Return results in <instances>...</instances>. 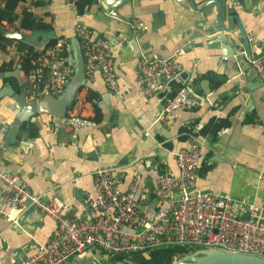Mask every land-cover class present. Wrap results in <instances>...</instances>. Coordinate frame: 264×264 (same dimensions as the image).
<instances>
[{"label":"crops","instance_id":"0c3cea01","mask_svg":"<svg viewBox=\"0 0 264 264\" xmlns=\"http://www.w3.org/2000/svg\"><path fill=\"white\" fill-rule=\"evenodd\" d=\"M105 1L115 0H96L79 14L68 0H50L48 4L26 0L19 8L33 12L50 30L25 29L22 16L13 25L3 23L6 30L23 33L30 42L27 44L35 48L46 47L53 39L69 42L68 62L74 64L76 26L86 25L109 42L119 90L110 91L95 73L79 90L67 115L88 118L94 126L70 131L64 127V119L37 114V123L25 122L13 137H8V129L19 111L12 98H2L0 172L16 173L33 193L46 192L49 201L69 203L71 215L85 216L87 196L96 195L95 171L114 169L122 191H129L134 179L140 177L136 198L144 211L153 213L160 177L178 175L176 154L193 139H181V128L193 122L200 126L216 117L228 119L230 125L216 138H197L202 143V161L191 192L221 191L263 204L264 80L251 69V61L264 53V0H237L234 8L233 0H227L222 13L227 27L232 16L238 15L251 42L252 59L246 54L236 20L231 32L238 44L236 54H231V41H222L227 34L217 20L223 4L220 0H195L197 10L190 0H132L118 10L117 17L103 8ZM4 38L5 49L0 41L1 71L3 64L13 62L15 69L20 62L10 49L16 40ZM141 55L172 57L181 65L178 74L183 83L173 89L187 88L189 107L168 113L160 93L152 98L142 95L137 83ZM20 75L22 78V71ZM3 86L16 93L21 89L14 77L0 78V89ZM97 106L100 122L93 120ZM0 186L4 184L0 182ZM55 225L36 208L4 207L0 200V264H15L31 255L37 242L48 240ZM179 247H156L134 260H130L132 255L114 259L93 248L64 264H155L153 258L164 261L168 256L174 257V264L186 255H175Z\"/></svg>","mask_w":264,"mask_h":264},{"label":"built area","instance_id":"2783aa9c","mask_svg":"<svg viewBox=\"0 0 264 264\" xmlns=\"http://www.w3.org/2000/svg\"><path fill=\"white\" fill-rule=\"evenodd\" d=\"M36 1L48 4L50 0ZM238 4L233 0L232 8ZM68 5L76 10V0H68ZM76 35L86 81L99 73L107 88L118 92L109 42L81 23L76 26ZM10 49L20 61L17 41ZM70 51L69 42L57 40L31 60L28 72L22 75L28 100H38L48 94L60 96L64 92L76 71L75 64L68 62ZM251 69L264 80V53L252 59ZM137 70L142 95L152 98L164 91L166 82L179 73L181 65L172 57L141 55ZM164 105L168 113L189 107L187 88H180ZM64 120V127L70 131L95 125L79 115ZM201 144L193 138L187 148L177 152L179 173L160 177L154 190L157 205L153 213L144 211L136 198L139 176L129 191H122L114 169H97L94 173L96 195L86 198L88 213L76 216L69 213V203L49 201L46 192L35 194L16 173L2 170L0 182L4 187L0 186V200L3 206L16 209L28 205L50 216L56 224L48 240L37 242L34 252L15 264H64L93 248L113 257L181 245L194 247V251L222 249L264 259V203L257 204L221 191L191 192L200 169ZM7 216L12 220L10 214Z\"/></svg>","mask_w":264,"mask_h":264},{"label":"water","instance_id":"95a60500","mask_svg":"<svg viewBox=\"0 0 264 264\" xmlns=\"http://www.w3.org/2000/svg\"><path fill=\"white\" fill-rule=\"evenodd\" d=\"M132 0H115L112 3H109L108 1H105V3L102 4L103 8L112 10L110 12V15L113 17H117L118 10L126 6L129 2ZM192 1L194 8L197 10V4L195 3V0ZM223 2L222 7L220 8L218 14H217V20L221 25V30L227 34L223 38V42L228 44V42L231 41L232 44L229 45L230 50L232 51V55H235V48L238 49L237 42L232 38L231 32L233 31L235 27V20L239 24L241 37L244 42V47L246 50V54L249 59H252V51H251V42L249 40V36L243 29V26L239 20V17L237 14H234L231 19V26L227 27L223 21L222 13L226 6L227 0H220ZM211 3L208 2L206 6H208ZM206 6L200 8L204 9ZM116 13V14H115ZM0 31L1 34L6 37L7 39H12L16 41H21L24 43H30L25 38V35L19 31H9L6 30L3 26L0 25ZM78 41V40H77ZM33 45V44H32ZM47 46V45H46ZM37 48V47H36ZM40 50H43L45 47H38ZM37 48V49H38ZM75 74L65 87L64 92L60 96H53V95H45L41 99L36 100H28L27 95L25 92V88L22 82L21 78V69L22 66L19 64L15 69L10 71H1L0 70V78H9L14 77L19 82V85L21 86L20 92L16 93L13 89L9 88L8 86H3L0 89V100L4 97L12 98L15 107L18 109V114L15 116L12 124L10 125L8 129V137H13L17 134L18 131H20V127L25 122H38L37 114H47L50 116L55 117L57 121L63 120L68 115V107L74 102L75 97L79 90L83 87V85L86 82V76H85V64L82 57L81 49L79 44L75 47ZM73 61V60H72ZM183 83L182 80H180V75L177 74L176 76L172 77L166 82V86L163 92L160 93V96L162 99L166 98L172 91L173 88L177 84ZM202 161V159H201ZM176 264H264V259L251 254H245L240 252H233V251H227L222 249H198L192 253L186 254L182 256Z\"/></svg>","mask_w":264,"mask_h":264},{"label":"trees","instance_id":"16d2710c","mask_svg":"<svg viewBox=\"0 0 264 264\" xmlns=\"http://www.w3.org/2000/svg\"><path fill=\"white\" fill-rule=\"evenodd\" d=\"M4 1V5L2 6V2ZM26 0H0V25L4 27V22H7L10 25L15 24V22L22 16V27L31 31H43L50 30V26L41 22L40 20H36L33 12L29 11L27 8H19V3ZM96 0H76V10L79 14H83L85 10L95 3ZM0 41L2 49H5L6 39L2 36L0 31ZM56 39L51 40L49 44L45 47H51L56 43ZM12 42V41H11ZM17 49L20 52V62L22 66L23 73L28 72L31 60L39 54L42 50L36 49L35 47L28 45L24 42H17ZM14 63H8L1 65V69L3 71H10L14 69ZM183 86H179L178 88L173 89V91L163 99L165 102L167 99L173 98ZM96 116L93 119L96 122H100L102 120V115L100 109L95 107ZM230 125V121L228 119H219L216 117L211 118L207 123L200 125L196 122L189 124L188 126L181 128V139L187 140L189 138H198V137H211L216 138L218 133L228 127ZM200 170V169H199ZM200 172V171H199ZM175 249V248H174ZM126 255H117L113 256V258L122 259ZM173 256H168L164 261H160L157 258H153L152 261L155 264H173Z\"/></svg>","mask_w":264,"mask_h":264},{"label":"rangeland","instance_id":"374dc122","mask_svg":"<svg viewBox=\"0 0 264 264\" xmlns=\"http://www.w3.org/2000/svg\"><path fill=\"white\" fill-rule=\"evenodd\" d=\"M194 250H195V248L194 247H190L189 245H181V247H179V249L177 248L175 250V255L176 256L184 255V254L190 253L191 251H194ZM139 254H143V253H138V254H135V255L131 254L132 256L130 257V260L136 259L137 257H139ZM177 254H179V255H177ZM128 256H130V255H128ZM176 263L177 262H175L174 264H176Z\"/></svg>","mask_w":264,"mask_h":264},{"label":"clouds","instance_id":"9594fccd","mask_svg":"<svg viewBox=\"0 0 264 264\" xmlns=\"http://www.w3.org/2000/svg\"><path fill=\"white\" fill-rule=\"evenodd\" d=\"M21 71H22V69H21ZM23 82V81H22Z\"/></svg>","mask_w":264,"mask_h":264}]
</instances>
